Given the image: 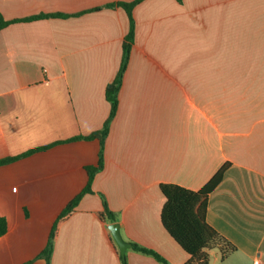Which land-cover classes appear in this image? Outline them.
Here are the masks:
<instances>
[{
	"label": "crops",
	"instance_id": "1",
	"mask_svg": "<svg viewBox=\"0 0 264 264\" xmlns=\"http://www.w3.org/2000/svg\"><path fill=\"white\" fill-rule=\"evenodd\" d=\"M134 0H0L17 22L0 30V264H47L53 225L102 168L60 226L50 264H127L189 255L168 234L161 185L197 192L228 165L207 222L236 247L209 264H264V0H143L111 113ZM109 5H115L110 7Z\"/></svg>",
	"mask_w": 264,
	"mask_h": 264
},
{
	"label": "trees",
	"instance_id": "2",
	"mask_svg": "<svg viewBox=\"0 0 264 264\" xmlns=\"http://www.w3.org/2000/svg\"><path fill=\"white\" fill-rule=\"evenodd\" d=\"M142 1L143 0H134L131 3L117 4V6L124 8L127 12L130 19L131 28L124 42V54L121 67L114 81L107 89V99L111 104L110 116L107 119L102 131L94 133L86 139L99 138L101 143H103L109 132L110 124L117 113L119 104L118 94L122 85L123 75L129 61L131 47L134 42L135 22L133 18V10ZM109 6L114 7L115 5ZM38 18L40 17L38 16L28 19L6 21L0 14V30L9 26L10 24L36 20ZM102 155L103 150H101L100 153V162L98 167H89L87 169L89 173V180L86 188L65 207L54 223L47 248L42 253V256L47 261V264H50L53 246L60 226L74 212L81 198L85 194L91 193V185L94 176L102 168ZM13 160L14 159L2 160L0 161V165ZM228 167V165H225L205 187L197 192L190 191L173 184H164L160 186V189L165 197V204L161 212L162 224L168 234L189 255V260L186 264H209V252L213 250L218 251L221 259L227 258L237 250L234 245L222 237L207 222L209 195L221 183ZM104 204L105 211L97 214V217L102 222H116V216L107 209L106 203ZM6 231L7 222L4 218H0V236L4 235ZM132 249L142 254L152 256L162 264H170L164 257L154 250L144 248L136 244H132ZM122 264H127L125 258H122Z\"/></svg>",
	"mask_w": 264,
	"mask_h": 264
},
{
	"label": "water",
	"instance_id": "3",
	"mask_svg": "<svg viewBox=\"0 0 264 264\" xmlns=\"http://www.w3.org/2000/svg\"><path fill=\"white\" fill-rule=\"evenodd\" d=\"M108 229L112 234L113 240L119 250L120 255L124 258L126 250L131 247V244L125 241L124 238L122 237L118 223H112L111 225L108 226Z\"/></svg>",
	"mask_w": 264,
	"mask_h": 264
}]
</instances>
